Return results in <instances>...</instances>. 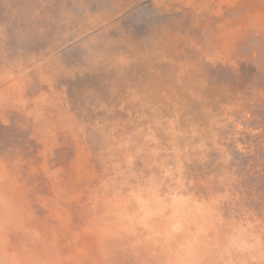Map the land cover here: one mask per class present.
I'll list each match as a JSON object with an SVG mask.
<instances>
[{
  "label": "rangeland",
  "instance_id": "1",
  "mask_svg": "<svg viewBox=\"0 0 264 264\" xmlns=\"http://www.w3.org/2000/svg\"><path fill=\"white\" fill-rule=\"evenodd\" d=\"M0 264H264V0H0Z\"/></svg>",
  "mask_w": 264,
  "mask_h": 264
},
{
  "label": "bare ground",
  "instance_id": "2",
  "mask_svg": "<svg viewBox=\"0 0 264 264\" xmlns=\"http://www.w3.org/2000/svg\"><path fill=\"white\" fill-rule=\"evenodd\" d=\"M257 22V21H256ZM228 110V109H227ZM218 119V118H217ZM218 128V126H217ZM216 128V129H217ZM214 139V138H213ZM234 172V171H233ZM236 172V171H235ZM253 231V230H252ZM237 234L235 236H231L229 239L228 247L231 249V252L234 256H238L240 258L241 254L244 253L246 255L247 260L256 261L258 256L260 260H263V253L259 252V241L258 238L254 237V233L250 235V233H239L236 231ZM251 243V244H250ZM237 262L239 263L240 260L238 259Z\"/></svg>",
  "mask_w": 264,
  "mask_h": 264
}]
</instances>
